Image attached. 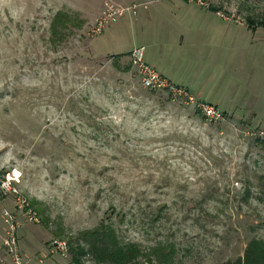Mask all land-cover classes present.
<instances>
[{"label": "rangeland", "instance_id": "rangeland-1", "mask_svg": "<svg viewBox=\"0 0 264 264\" xmlns=\"http://www.w3.org/2000/svg\"><path fill=\"white\" fill-rule=\"evenodd\" d=\"M263 19L264 0H0V180L39 221L15 193L0 208L26 264H73L51 241L101 223L140 262L232 264L264 241ZM139 47L183 93L144 85Z\"/></svg>", "mask_w": 264, "mask_h": 264}, {"label": "trees", "instance_id": "trees-1", "mask_svg": "<svg viewBox=\"0 0 264 264\" xmlns=\"http://www.w3.org/2000/svg\"><path fill=\"white\" fill-rule=\"evenodd\" d=\"M66 16L64 12H57L53 18V26L63 24L61 27L67 29L71 20L68 16V19H65ZM260 24L264 27V19ZM259 142L264 148V140L259 139ZM81 240L88 245L87 249L80 244ZM73 242L76 245L71 247ZM68 247H71L73 264H84L82 256L88 254L91 255L92 264H172L173 260L172 250L167 252L163 251L164 248H159L152 251L153 257H147V262H140L141 250L131 243L122 244L116 230L110 224L103 223L91 231L81 233L75 241H69ZM232 264H264V241L253 239L247 246L243 258H238Z\"/></svg>", "mask_w": 264, "mask_h": 264}, {"label": "built area", "instance_id": "built-area-1", "mask_svg": "<svg viewBox=\"0 0 264 264\" xmlns=\"http://www.w3.org/2000/svg\"><path fill=\"white\" fill-rule=\"evenodd\" d=\"M132 62L138 67L140 72L142 82L147 87L153 88H170L175 94L181 93V87H176L177 85L173 84L166 77L162 76L153 66L149 65L144 61L143 48H135L131 52ZM184 91V90H183ZM183 93V92H182ZM188 94V93H187ZM190 101H194V97L188 94L187 97ZM203 110L205 116L208 119H217L221 116V113L218 111L215 105L208 103L198 104ZM260 138L264 140V131H261ZM12 179L0 180V194L7 195L8 193L17 194L16 197V209L18 212H23L29 220L39 221V218L36 216L37 213L26 199L22 198L19 191L13 186ZM4 220L8 224L9 232L6 240V246L8 247V252L11 255L10 263H0V264H26L23 260L22 254L18 248V238L16 234L15 223L17 221V216L15 213L8 211L7 209L3 212ZM68 250V243L66 240L62 239H53L49 244V252L51 254H61L65 255ZM42 262V260H41Z\"/></svg>", "mask_w": 264, "mask_h": 264}, {"label": "crops", "instance_id": "crops-1", "mask_svg": "<svg viewBox=\"0 0 264 264\" xmlns=\"http://www.w3.org/2000/svg\"><path fill=\"white\" fill-rule=\"evenodd\" d=\"M160 74L162 76H164L162 73H160ZM0 196H2V195H0ZM3 210H5L4 207L2 209L0 208V263H8V262H11V255L9 254L7 246L5 244V236H6V231H7L8 227L3 220V214H2ZM22 228L23 227H19L18 231H17L18 243H19V240H21L22 236H23V234L21 233Z\"/></svg>", "mask_w": 264, "mask_h": 264}, {"label": "bare ground", "instance_id": "bare-ground-1", "mask_svg": "<svg viewBox=\"0 0 264 264\" xmlns=\"http://www.w3.org/2000/svg\"><path fill=\"white\" fill-rule=\"evenodd\" d=\"M14 173L17 174V175H19V172L17 170H14Z\"/></svg>", "mask_w": 264, "mask_h": 264}]
</instances>
